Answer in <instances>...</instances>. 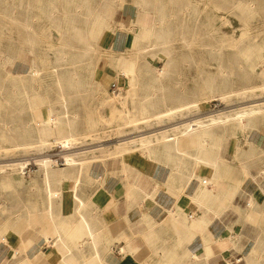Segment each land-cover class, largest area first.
<instances>
[{
  "label": "crops",
  "instance_id": "obj_1",
  "mask_svg": "<svg viewBox=\"0 0 264 264\" xmlns=\"http://www.w3.org/2000/svg\"><path fill=\"white\" fill-rule=\"evenodd\" d=\"M109 8L94 46L126 54L144 14L118 0ZM79 19L86 22L74 27L86 31L88 19ZM95 67L99 100L112 85L124 87L110 65ZM39 100L36 119L61 112ZM82 172H53L48 183L35 171L2 177L0 264H264V120L245 129L230 123L222 136L199 131L179 150L159 142L100 155Z\"/></svg>",
  "mask_w": 264,
  "mask_h": 264
},
{
  "label": "rangeland",
  "instance_id": "obj_2",
  "mask_svg": "<svg viewBox=\"0 0 264 264\" xmlns=\"http://www.w3.org/2000/svg\"><path fill=\"white\" fill-rule=\"evenodd\" d=\"M135 1L137 0H118L119 3H127L133 7ZM148 1L151 3V8H157L165 14L164 25L170 33L169 38L171 41L168 46L171 58L170 75L168 79L162 82L164 87L162 95L165 97L166 106H174L185 99L191 100L198 96L203 100L202 108L198 113L191 111L189 117H193V115L202 116L222 109H232L234 106L239 107L259 103L260 101L264 102V95L258 89L262 84V80L258 76L259 70L254 66L248 68L238 57L240 50L248 49V46L251 47L256 44L255 49L257 50L260 47L264 55V0H251L250 13L240 12L238 9L233 8L234 6L230 8L231 2H234V5L237 6L239 2L244 3L246 0ZM50 2L58 5L61 13L60 15L56 14L55 18L52 19L42 9V7H47ZM110 2L107 6L115 9L117 0H110ZM89 3L94 6L95 0H91ZM68 6V3L64 0H0V58L10 54L13 55L16 51L24 55L27 47L24 38L28 39L32 43L34 51L43 60L42 79L38 84V96L40 95V98L44 97L46 103L50 104L51 107H57L58 98L57 87L52 76V67L55 64L53 63L54 52L59 50L62 42L65 41L73 47L69 52L72 57L79 53L78 50L82 47L75 38V33L78 32L79 28L74 27V24L82 27L86 21L80 20V17H70ZM100 8L103 9V7ZM10 15L14 19L17 18L19 21L28 23L31 30L24 31L19 25L17 26L10 20ZM52 22L55 24H52ZM131 38L132 35H130L129 40ZM211 48L219 49V52L211 51ZM130 53L131 50L126 55ZM100 54L98 51L96 54L88 55L82 63L72 66L65 67L64 64H61L62 66L59 69H75L86 73L93 69V65L98 69L104 63L110 65L111 61L107 57L111 53L104 52L101 56ZM26 58L29 62L33 59V56L28 55ZM145 60L151 63L150 58ZM145 60L139 64L140 73L144 78H146V69L142 65L146 63ZM155 61L152 63L155 67L162 65L160 60ZM262 65L264 66V63ZM110 66L112 67V65ZM26 70L27 65L20 62H17L13 67L14 72H25ZM9 71H11V68ZM221 72L223 73L221 74ZM90 82H92L89 86L90 91L82 96V100L71 99L67 102L68 117L71 118L73 114L76 115L75 127L79 129L76 131L79 132V139L72 151L90 149L101 144H106L111 148L116 141L121 140L117 136L127 133L125 131L128 128L124 126L126 115L128 113L129 115L135 114L138 118L137 111L130 104V101L127 103V107H123L107 89L103 100H99L102 94L95 92V82L93 80H90ZM243 87H254V90L247 93L244 99L241 96H233L227 106H224V103L215 98H205V96H209V89H213L217 93L229 89L240 90ZM120 93L125 94L124 87ZM29 118L27 110H21L17 105L11 104L6 100L4 91H0V163L13 160L14 162L23 161L37 157L36 152L32 150L19 151L12 149V146L17 145L21 141V137L25 136L23 126ZM178 120L174 119L159 126L153 124L149 129L144 128V125H142L140 132L136 134L146 135L159 131L181 121ZM262 121L259 123L261 124ZM4 123L7 126L6 130L1 127ZM91 127L94 129L92 132L89 131ZM88 132L91 137L82 140V134ZM134 136H128L122 138V140ZM5 149L9 151L7 152ZM62 153L60 149H53L49 154L52 159L57 161L58 167H63L61 165L63 161L60 158ZM113 156L116 155L107 153V157ZM34 169L36 167L29 164L25 172L32 174ZM16 175L20 177L18 174L14 176ZM1 180L2 178H0V182Z\"/></svg>",
  "mask_w": 264,
  "mask_h": 264
},
{
  "label": "bare ground",
  "instance_id": "obj_3",
  "mask_svg": "<svg viewBox=\"0 0 264 264\" xmlns=\"http://www.w3.org/2000/svg\"><path fill=\"white\" fill-rule=\"evenodd\" d=\"M64 2L68 3L70 14L73 18L80 17L82 19H88L87 24L89 25H86V31H78L75 33L76 40L82 45L78 50L79 53L73 57L70 56L69 52L73 47L66 41L62 42L60 49L54 52L55 57L53 63L55 64L52 67V76L58 92V101L56 104L57 107L61 109L59 114L54 115L51 111L46 113L47 117L45 122L36 119L34 116V110L39 107L38 104L45 103L40 100V102H34L36 98H40V95L38 96V84L42 79L43 60L42 57L34 51L32 43L29 42L28 39L24 38L27 44L26 53H24V55L16 51L13 55L10 54L0 58V91H4L6 100L11 102V104L14 106L17 105L21 110H27L30 117L25 121L23 126L25 136L23 135L21 141H19L17 145L12 146V149H17L19 151L32 150L37 154V157H30L31 159L28 160L15 162L13 160L11 162L0 163V178L3 176H14L15 174L22 177L23 173H26L25 170L27 166L32 164L36 167V169H34L36 174L42 175L43 182L48 183L47 178L51 173L60 171L81 173L85 171L91 163L100 161V155H106L108 153L122 156L136 148L142 149L143 152V149L159 142L163 143L170 151L179 150L181 145H186V141L191 135L199 131L205 130L222 136L224 128L230 123L237 124L245 129L253 118L256 119L257 124L261 120H264V102L261 101L250 105L234 106L232 109H222L221 111L211 112L202 116L193 115V117H189L190 112L195 111L198 113L202 108L203 100L198 96H195L191 100L185 99L171 107L166 106L165 97L162 95L164 90L162 82L168 79L170 75L171 58L168 46L171 40L169 35H167V31L162 29L165 15L162 11H156L155 8H151V3L148 0H137L134 3V8L143 12L144 21L141 25L137 26V30L134 33H132L131 29L129 30V36L132 35L130 41H133L134 48L130 49L132 51L128 55H116L111 53L108 56L111 61L110 65H112L118 74L126 79L124 86L125 94L119 93L114 95V98L117 99L119 104L123 107H127L126 105L130 101V104L133 105V108L137 111L136 114H138V118H136L135 114L129 115L128 113L126 115L124 126L128 128L125 131L127 133L119 137L117 136V138L122 139L128 136H135L120 140L111 148L103 146V149H101L102 145H100L90 149L72 151L79 139V132H76L79 129L75 127L74 121L76 115L71 114L72 117H68L67 102L71 99L80 100L83 95H86L90 91V84H88V82L90 78L95 75V71L92 69L86 73H82L75 69L71 70L66 68L60 70L59 68H61V64H64L66 67L82 63L83 59L88 55L98 53L97 48L94 46V41L100 30H102L101 28L105 26L104 14L100 7L104 8L111 2L110 0H95L94 6L90 5L89 2H91V0H64ZM251 3V0H246L244 3L239 2L237 6H235L234 2H231L230 8L234 6L233 8L238 9L240 12L246 11L250 13L249 8ZM42 9L51 19L55 18L56 14H61L58 5H55L54 2H50L47 7H42ZM12 14L13 12L11 15ZM11 15L10 20H12L13 23L17 26L19 25L24 31L31 30L28 23L19 21L17 18L14 19ZM52 24L55 23L52 22ZM109 28H111L110 22ZM255 46H248V49L240 50L238 57L248 68L254 66L259 70L258 76L261 78L262 84L258 89L260 93L264 95V66L262 65L264 63V55L261 52V48L258 47L256 50ZM211 51L217 53L219 49L211 48ZM28 55L33 56V59L29 60V62L26 58ZM146 58H150L151 63L147 62L145 60ZM158 58L162 60V66L155 67L152 63ZM143 60L146 62L142 65V67L146 69V78H144L139 70V64ZM17 62L27 65V70L25 72H14L13 67ZM7 67L8 69H6ZM10 68L11 71H9ZM222 73L223 72H221V74ZM253 90L254 87H243L240 90L229 89L216 93L213 89H209V96H205V98H215L221 103H224V106H227L233 96H241L243 97L242 99H244L246 98V94ZM104 92L107 93L106 91ZM36 103L37 105H34ZM174 119H179L181 121L165 129L154 131L146 135L136 134L140 132V129L143 127L142 125H144V128L147 127V129H149L153 124L159 126ZM45 126L52 132V138L50 140H43L40 137L39 128ZM1 127L5 129L7 127L6 123ZM81 137L83 140V138L91 137V134L85 133L82 134ZM53 149H60V151L63 152L62 156L60 155L63 161L62 164L65 165L63 169H60V167L57 166V161L52 159V156L49 155ZM9 150L6 151L8 152ZM188 156L196 160V150L189 149ZM145 158H147V156H145ZM78 177H80L79 174Z\"/></svg>",
  "mask_w": 264,
  "mask_h": 264
},
{
  "label": "built area",
  "instance_id": "obj_4",
  "mask_svg": "<svg viewBox=\"0 0 264 264\" xmlns=\"http://www.w3.org/2000/svg\"><path fill=\"white\" fill-rule=\"evenodd\" d=\"M123 88L122 87H120V86H117V85H112L110 88H109V92H110V94H112V95H117V94H119L120 92H121V90H122ZM224 264H228V263H224Z\"/></svg>",
  "mask_w": 264,
  "mask_h": 264
}]
</instances>
